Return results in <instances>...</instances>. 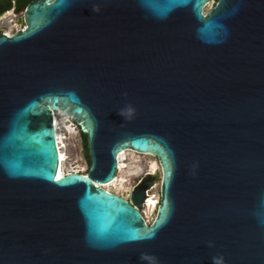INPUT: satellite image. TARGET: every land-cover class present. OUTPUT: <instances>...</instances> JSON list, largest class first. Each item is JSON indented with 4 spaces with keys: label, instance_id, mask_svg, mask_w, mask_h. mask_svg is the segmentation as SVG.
Returning <instances> with one entry per match:
<instances>
[{
    "label": "water",
    "instance_id": "obj_1",
    "mask_svg": "<svg viewBox=\"0 0 264 264\" xmlns=\"http://www.w3.org/2000/svg\"><path fill=\"white\" fill-rule=\"evenodd\" d=\"M211 1L33 0L0 34V264H264V0ZM124 151L160 165L149 227L94 187Z\"/></svg>",
    "mask_w": 264,
    "mask_h": 264
},
{
    "label": "flooded vegetation",
    "instance_id": "obj_2",
    "mask_svg": "<svg viewBox=\"0 0 264 264\" xmlns=\"http://www.w3.org/2000/svg\"><path fill=\"white\" fill-rule=\"evenodd\" d=\"M216 2H217V0H212L208 6L211 5L210 6V8H211L216 4ZM9 3H11V5H10L11 7L8 8L7 6ZM19 6H20V4L18 3V0H0V34L11 35L14 33V32L11 34L6 33V31L1 27V23H2L1 21L12 10H14L16 12H20V11H18ZM210 8H208V9L205 8L204 12L208 11ZM81 138L83 140V146L85 147L84 137L82 134H81ZM84 156H85V160L88 164L87 170H82L81 168H78V169L76 168L78 171H70V172H78V173H82V174L87 173L89 166H90V162H89L86 150H85ZM69 159L70 158H68V160ZM76 164H77V166H80L78 162ZM76 164L73 163L72 166L76 167ZM146 168L148 171H143L135 179H131L129 176L125 177V180L122 181V185H121V187H119V189L114 188V187H111L110 189H108V187H106L107 185H101V184L98 185L96 183H94V187H98V186L103 187L108 192L125 199L130 204V206H132V208L134 210H136L140 213L141 218L145 222L146 226L149 227L154 223V221L158 215V207H159L160 200H161V186H160V184H158L160 186V191L158 193H155L157 181H154L152 183V185H150L139 198L133 196L134 191H136L138 186L144 182L145 175L148 173H151V170L149 169V167H146ZM158 170L159 171L161 170L160 165H159ZM118 177H119V174L116 173V177L113 180V182L116 181V179Z\"/></svg>",
    "mask_w": 264,
    "mask_h": 264
},
{
    "label": "bare ground",
    "instance_id": "obj_3",
    "mask_svg": "<svg viewBox=\"0 0 264 264\" xmlns=\"http://www.w3.org/2000/svg\"><path fill=\"white\" fill-rule=\"evenodd\" d=\"M61 116H63V118H61L62 123H65L66 126H60V124H61L60 117ZM71 121L72 120L67 115L63 114L62 112L54 114V127H55V130L57 131L59 144L61 146L60 168L58 169L57 176L65 174L67 171H69V172L70 171H78L74 166L70 167L67 165V163H68V155L66 152L67 143H63L64 140L67 141V137L62 135L63 130H65L66 132H69V134H71V135L76 133V129L74 126H72L73 124H71L72 123ZM136 154L142 155V154H139V153H136L133 151H124L119 155V161H118V167L120 168L119 169V177L116 179V181H114L111 184L106 186V187H108V189H110L111 187L119 189V187H121V185H122V181L125 180V177L139 175L144 171L143 167L139 164L140 159H138V157H136ZM147 155H149V154H147ZM147 167H149L152 174L157 175L160 173V175H161V170L160 171L158 170L159 163L157 161L152 160L148 164Z\"/></svg>",
    "mask_w": 264,
    "mask_h": 264
},
{
    "label": "rangeland",
    "instance_id": "obj_4",
    "mask_svg": "<svg viewBox=\"0 0 264 264\" xmlns=\"http://www.w3.org/2000/svg\"><path fill=\"white\" fill-rule=\"evenodd\" d=\"M210 6H208L207 9L210 8ZM20 12H23V11L21 10ZM61 118H63V116L60 117V122L62 124V125L60 124V126H66L65 123H62ZM71 122H72L71 124H73L72 126H77V124H75L73 121H71ZM75 129H76V133L73 134L74 136L69 134V132H66L65 130H63V133H62L63 136L67 137V141L64 140V142H63V143H67L66 152H67L68 158H70L68 160L67 165L71 167L73 163L76 164L78 162L80 166H77V164H76L75 168H77V169L81 168L82 170H87L88 164H87V162L85 160V156H84L85 147L83 146V140L81 138L80 128H75ZM136 157H138V159H140L139 164L143 167L144 171H148L146 167L148 166V164L152 160L158 162L157 158H155L151 155H147V154L146 155L145 154H142V155L136 154ZM129 177L131 179H135L136 177H138V175L129 176ZM158 184H160V180L157 181L155 193H158L160 191V186Z\"/></svg>",
    "mask_w": 264,
    "mask_h": 264
},
{
    "label": "built area",
    "instance_id": "obj_5",
    "mask_svg": "<svg viewBox=\"0 0 264 264\" xmlns=\"http://www.w3.org/2000/svg\"><path fill=\"white\" fill-rule=\"evenodd\" d=\"M23 16H24L23 12H16V11L12 10L1 21L2 22L1 23V27L8 34H11V33L16 32L18 30L24 29L26 26H25V24L23 22ZM55 113H59V112H55ZM74 127L75 128H79L78 126H74ZM56 136H57V131H56ZM57 145H58V150L60 152L61 151V146L59 144L58 136H57ZM119 169L120 168L118 167V171H117L118 174H119ZM66 173H69V171H67Z\"/></svg>",
    "mask_w": 264,
    "mask_h": 264
},
{
    "label": "trees",
    "instance_id": "obj_6",
    "mask_svg": "<svg viewBox=\"0 0 264 264\" xmlns=\"http://www.w3.org/2000/svg\"><path fill=\"white\" fill-rule=\"evenodd\" d=\"M31 1H33V0H18V3L20 4L18 11H21L22 9H24ZM10 5H11V3H9L7 7L8 8L11 7ZM83 137H84V142H85V150L87 152L85 136L83 135Z\"/></svg>",
    "mask_w": 264,
    "mask_h": 264
},
{
    "label": "clouds",
    "instance_id": "obj_7",
    "mask_svg": "<svg viewBox=\"0 0 264 264\" xmlns=\"http://www.w3.org/2000/svg\"><path fill=\"white\" fill-rule=\"evenodd\" d=\"M215 264H222V257L220 259H217L216 257L213 258Z\"/></svg>",
    "mask_w": 264,
    "mask_h": 264
},
{
    "label": "snow or ice",
    "instance_id": "obj_8",
    "mask_svg": "<svg viewBox=\"0 0 264 264\" xmlns=\"http://www.w3.org/2000/svg\"><path fill=\"white\" fill-rule=\"evenodd\" d=\"M169 168H170V165H169ZM57 179H60V177H57ZM83 179L87 180L88 178L87 177H84Z\"/></svg>",
    "mask_w": 264,
    "mask_h": 264
}]
</instances>
